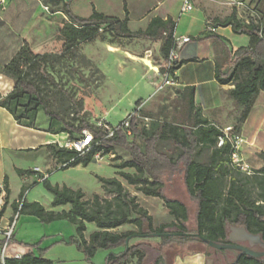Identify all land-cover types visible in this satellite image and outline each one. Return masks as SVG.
Wrapping results in <instances>:
<instances>
[{"label": "trees", "instance_id": "trees-1", "mask_svg": "<svg viewBox=\"0 0 264 264\" xmlns=\"http://www.w3.org/2000/svg\"><path fill=\"white\" fill-rule=\"evenodd\" d=\"M69 3L70 0L45 1V4H50L51 12L59 11L66 17L59 31L64 40L60 54H35L23 42L6 63H0V76L13 83V90L4 98L0 96V107L6 109L21 126H35L37 114L42 113L49 120V131L53 135L64 133L70 140L80 139L82 131L87 130L99 141L97 146L82 155L56 147L55 144L47 145L57 166L59 165L57 170L79 165L86 167L97 152L107 155L114 149L124 150L129 159L115 168L116 176L134 187L136 192L161 199L173 221L155 227L152 217L117 177L99 178L103 197L94 194L90 198H86L79 189L51 185L47 178L42 177L40 182L52 195L51 206L69 205V211L55 214L46 211L39 203H26L24 194L28 187L23 186L18 197L23 199L20 215L34 216L41 223L66 220L75 226V235L61 242L74 245L87 262L91 261L97 250L109 251L104 264H163V256L168 251L176 252L193 245H198L199 248L186 249V253L209 249L197 238L165 236L166 234H198L207 241L225 244L228 227L234 226L244 227L249 233L259 235L264 242V205H256L248 198L246 185L238 178L245 173L231 163L232 143L225 137L223 129L201 117L199 109L194 106L193 88L183 89L181 98L175 100V113L168 121L158 120L149 127L139 124L140 118L147 116H144L141 108L137 109L140 101L136 102L134 110L115 126V132L109 138H106L103 129L87 120L85 113L80 111L79 103L47 73L40 78L44 84L55 87L59 92L56 96L60 105L66 104L70 119L65 117L64 108H61V112L50 106L37 80L41 66H48L50 62L61 65L75 60L80 45L95 40L101 29L117 38L160 41L159 55L164 61H167L170 51L175 47V22L170 18L165 21L153 18L144 31L131 32L126 19L106 16L96 11L89 17H78L71 12ZM215 27H230L233 33L248 38L247 46L235 50L225 68L221 70L217 67L215 73L219 84H233L228 96L238 117L231 128V135L238 136L240 125L254 106L257 95L264 92V18L259 21L250 18L247 22H241L233 14ZM207 34L204 31L194 40L216 38ZM174 66L175 64L170 69V76H173ZM125 120L127 128L122 125ZM220 140L222 144L219 146ZM163 144L167 146L162 148ZM202 150L209 151L204 162L196 160ZM252 172L256 184L263 190L260 201L264 204V167ZM178 175L181 176L188 198L195 204L194 228L191 229L188 227L191 221H188L190 218L187 206L165 195L167 183ZM5 192L6 202L9 194L6 181ZM13 207L15 210L16 205ZM3 212H0V216ZM86 223L93 224L98 229L89 236L88 241L83 238ZM123 225H132L136 230L120 234L110 232ZM137 238L158 239L159 243L157 247L144 242L129 245L131 240ZM25 247L37 248L40 254L36 256L31 249L19 260L6 259L4 263L0 261V264H53L44 258L46 249H39L38 244ZM117 248L123 250L113 253L112 250ZM235 264L263 263L241 256Z\"/></svg>", "mask_w": 264, "mask_h": 264}, {"label": "rangeland", "instance_id": "rangeland-1", "mask_svg": "<svg viewBox=\"0 0 264 264\" xmlns=\"http://www.w3.org/2000/svg\"><path fill=\"white\" fill-rule=\"evenodd\" d=\"M183 1L103 0L102 6L105 7V10L101 13L106 16L126 19L127 27L131 32L144 31L148 26L147 24L154 17L163 19L168 16L180 15V8ZM188 2L193 6V10L187 14H183L180 18L184 19L185 15L189 16L202 10L207 17L209 26H215L233 14L241 22H247L250 18L255 21L264 18V0H188ZM86 3L87 0H77L72 9L73 13L84 16L87 11ZM44 10L45 12H50V6ZM102 30H100L95 40L80 45L75 60L65 62L61 65L50 62L49 67L47 65L41 66V72L37 80L44 96L47 97L53 109L63 112L61 108H64L65 111L67 108L65 103L60 105L58 97L56 96L57 94L59 95V92H57L56 88L53 86L49 87V84H44L42 78H40V76H44L47 73H50L49 75L59 84V87L64 89L75 102L79 103L80 111L85 113L87 120L91 124L98 127V124L104 123L115 127L134 110L136 102L146 101L148 103L146 107L151 104V95H153L155 90L151 86V81L154 77L151 72H146V69L140 63L147 65L146 67L149 69L151 68L150 65H153L155 61L162 62L163 59L159 55L160 41H153L148 38H117L109 34L108 31ZM98 42L111 46L110 51L115 54H108L100 47ZM117 47L121 49V52L113 50V48ZM133 55L144 58V61L138 62L140 60L133 58ZM124 57L126 58L124 59ZM162 71H165V68ZM157 81L161 82L162 79ZM97 86L99 87L96 88ZM168 95L170 94H167V97ZM153 106L154 104L143 111L144 116H147V118H140L139 124L141 126L149 127L151 123L158 120L168 121L173 114L171 112L174 111L175 101L170 100L169 103L159 108ZM167 106H170L171 110L165 112L163 108ZM64 115L70 119L68 111ZM237 117L238 113L235 114V118ZM234 125L235 123L228 127L233 128ZM37 126L38 128L42 127L40 120L37 121ZM55 146L59 147L57 144ZM166 146V144H163L162 148ZM208 153V150H202L196 156V160L204 162ZM41 154H35L34 152L5 153V174L9 181L12 197H16L22 188L19 170L31 169L34 166H37L39 169L43 168L44 163ZM128 159L129 156L124 150L114 149L106 155V158L102 162H95L92 158V162L86 167L79 165L66 170H57L48 176V181L51 185L66 186L73 190L79 189L85 194L86 198H90L94 194L101 196L103 193L98 180L99 178L111 179L117 177L125 188H128L131 192H135L134 187L127 185L115 174L117 171L115 168ZM239 164L243 165L241 162ZM237 168L239 167L237 166ZM239 169L242 173H245L244 175L241 174L238 176V178L241 179L240 182L242 184L246 185L248 198L256 205H264L260 201L263 190L256 184L255 176H253L252 171L255 170L247 168V171H243L241 168ZM41 178L42 176L38 177L39 180ZM165 195L170 199H177L187 206L190 218L188 221H191L188 227L190 229L194 228L195 204L188 198L181 181V176L178 175L169 180ZM26 201L28 203L36 202L48 208L52 202V195L44 188L42 183H38L28 190ZM161 201L159 198L141 196L143 207H146L151 212L155 226L168 223L173 219L167 213ZM66 208L68 206L55 208L54 210L61 211ZM18 221L37 220L27 214H21ZM22 223L20 222L18 224L17 222L16 224L18 226L16 225V229H19V233L30 238V240H33V238L40 240L44 230L50 236L54 232L60 231L61 236L66 237L64 240H68L70 236L75 235L74 227L67 222L53 223L45 229L33 222ZM92 228L94 229V226L89 225V231ZM62 240L59 238L44 245L42 247V249H46L44 257L53 260L54 264H87L92 262V260L87 262L85 256L74 245L65 244L61 242ZM146 242L158 244L159 240L146 239ZM195 248L197 249L199 246L193 245L180 249L179 252L186 253V249L193 250ZM114 250H112L113 253H115ZM33 251L36 256L40 254L37 248H33ZM99 251L100 253L107 252V254L109 252L104 250Z\"/></svg>", "mask_w": 264, "mask_h": 264}, {"label": "crops", "instance_id": "crops-1", "mask_svg": "<svg viewBox=\"0 0 264 264\" xmlns=\"http://www.w3.org/2000/svg\"><path fill=\"white\" fill-rule=\"evenodd\" d=\"M45 1L46 0H0V63H6L19 50L23 42H26L29 45L31 51L35 54L58 55L62 52L64 40L61 37L59 31L61 29L62 23L66 21V17L59 11L51 12L50 10L52 8L50 4H45ZM76 1L77 0H70L69 7L72 13V9ZM102 1L103 0H87L86 14H84V16H81V14L77 13L73 14L78 17L86 18L89 17L93 11L98 13L104 12L103 10H105V7L102 6ZM49 6L50 12H45L44 9L49 8ZM180 16L183 15H173L164 17L163 19L154 17L159 18L162 21L170 18L175 22L173 37L175 42L174 49L177 59L174 66L175 70L173 71V76H171L172 84L164 86L161 90H158V87L162 84V81L158 82L157 80L163 79V74L165 71H162V69L165 68L166 61H155L153 65H150L151 68L149 69L146 67L147 65L140 63L146 69V72H151L154 77V79L151 81V86L155 90L153 95H151V104L148 107L154 104L153 107L159 108L160 106L169 103L170 100L175 101L180 99L183 89L185 87H191L194 89V106L199 109L201 117L212 123L217 128L228 127L231 124H234L237 119L235 118L237 110L234 107L232 100L228 96V91L233 88V84H219L215 78L216 68L220 67V69L223 70L227 63L231 60L232 53L240 47L247 46L248 38L244 35H237L233 33L230 27L223 28L215 27L213 25L209 26L207 17L202 10L190 14L189 16L185 15L184 19L180 18ZM206 25H208L213 30L207 35L216 36V38L213 37L198 41L194 40L196 37L203 34ZM181 37H189L192 40L189 43L177 46ZM98 43L100 44V47H102L108 54H115L110 51V48L112 47L108 44L101 42ZM113 50H118V52H121L119 47L113 48ZM123 53L125 52L123 51ZM125 58L126 57H124V59ZM133 58L139 59L140 61L138 62L144 61V58L139 56L133 55ZM12 90V81L4 76H0V96L4 98ZM176 90H178V92H176ZM167 94L170 95L167 97ZM140 103L141 104L137 109L141 108L142 111L148 109V107H146L148 104L146 101H140ZM163 109H165L164 111L166 112L171 110V107L167 106ZM171 113H175V111H172ZM38 120H40L42 123L41 128H38L37 126ZM49 125V120L42 113H38L35 119V126H21L17 124V122L6 109L0 107V184L5 186L6 181V186L9 190L8 198L5 202L3 210V216L0 220L1 228L6 226L12 212L15 211L13 210V205L18 199L20 193L19 191L16 197H12L11 195L9 181L5 174V153H42L41 156L44 163L43 168L39 169L37 166H34L31 169L19 170V175L21 176L22 180V187H28L29 190L32 186L41 183L38 179V177L41 176L47 178L48 180V176L57 171L59 165L57 166L56 160L52 157L51 151L47 145L54 144V141H62L67 135L64 133L57 135L51 134L49 131ZM239 136L241 139L238 152L240 162L246 168L251 170L256 171L262 169L264 167V92H259L257 95L254 106L250 109L245 121L240 125ZM125 189H127L131 195L136 197L138 204L148 212L154 221L151 212L146 207H143V203L141 202V196L144 195L136 191L131 192L128 188ZM28 190L24 194V200L26 203H28L26 201V194ZM101 196L103 197V193ZM161 204L163 205L162 201ZM67 206L68 208L65 210H54L55 208H64ZM43 208L46 211H52L53 213L57 214L63 211L68 212L70 206L64 205L52 207L50 204V207ZM31 217L35 218L34 216ZM35 219L37 221L17 222L18 224L20 222H23L22 224L26 222H33L34 224H39L43 229L52 225L53 223L67 222L53 221L49 223H41L37 218ZM172 221L173 219L168 223ZM18 224L16 225L18 226ZM89 225L93 224L86 223V230L83 233V238L86 241L89 240V236L93 232L98 231L94 225V229L92 228L89 231ZM73 227L75 229V226ZM135 230V227L132 225H123L116 229L110 230V232L120 234ZM19 232L20 230L16 229L15 227L13 233V242L22 247H25V245L31 246L38 244V248L42 249L44 245L51 241L58 240L59 238L63 240L66 239L65 236H61L62 234L60 231L54 232L50 236L47 234L46 230H44L43 236L40 240H38V238H33V240H30V238H27L25 235H21ZM131 241L129 242V245H135L144 242L154 247L158 246V244H152L146 242V240L138 238ZM31 249L34 253L33 248ZM122 250L123 248H117L114 250V252L119 253ZM77 254H79V252H77ZM95 254L97 255L93 256L91 259L92 262L87 264H103L105 262L107 252L100 253V251L97 250ZM46 259L52 261L54 264L53 260L49 258ZM208 259H211L213 264H227L233 260V255L228 251L218 252L210 249H198L191 253H181L178 249L176 252L168 251L163 256V264H207Z\"/></svg>", "mask_w": 264, "mask_h": 264}, {"label": "built area", "instance_id": "built-area-1", "mask_svg": "<svg viewBox=\"0 0 264 264\" xmlns=\"http://www.w3.org/2000/svg\"><path fill=\"white\" fill-rule=\"evenodd\" d=\"M193 10V6L191 5L188 0H184L181 4L180 8V15L187 14ZM205 31L210 33L213 30L206 25ZM191 41V38L189 37H181L177 46H180L185 43H189ZM177 59L175 49H172L169 53L168 59L166 61L165 65V73L163 75L162 84L158 87V90H161L164 86L171 85V76L169 74L170 69L173 67ZM123 128H127V122L126 120L122 123ZM98 127L103 129V131L106 133V138L112 137L115 132V127H111L108 125H105L104 123L98 124ZM231 127H225L223 129L224 135L226 138L229 139V141L232 143L233 153L231 154V163L241 168L243 171H247V168L244 165H240L238 152H239V145L241 143L240 136H233L231 135ZM55 144H57L60 148H64L69 151H74L80 155L88 153L92 148L97 146L99 144V141L96 140L93 136V134L87 130L82 131V137L80 139H73L70 140L68 136L66 135L65 138L62 141H54ZM222 144V140L219 141L218 145L220 146ZM106 158V155L101 154V152H97L94 154L93 159L95 162H102ZM41 181V180H40ZM5 186L3 184H0V212L3 211L5 206ZM22 203L23 199H17L15 201L16 209L12 212L10 218L8 219V222L5 227H0V261L1 263H4L6 259H21L26 253H29L31 251V248L29 247H22L17 245L13 242V233L16 227V223L20 216V211L22 209ZM3 214L0 216V220L2 218Z\"/></svg>", "mask_w": 264, "mask_h": 264}, {"label": "water", "instance_id": "water-1", "mask_svg": "<svg viewBox=\"0 0 264 264\" xmlns=\"http://www.w3.org/2000/svg\"><path fill=\"white\" fill-rule=\"evenodd\" d=\"M165 236H183L199 239L202 243L215 251H235L237 255L232 262L227 264H235L241 256H246L260 261L264 264V242L257 234L249 233L244 227H228L227 243L218 244L212 241H207L198 234H166ZM248 242L249 247H243L238 243ZM253 246H260L263 250L257 251L252 249ZM207 264H213L211 259H208Z\"/></svg>", "mask_w": 264, "mask_h": 264}, {"label": "flooded vegetation", "instance_id": "flooded-vegetation-1", "mask_svg": "<svg viewBox=\"0 0 264 264\" xmlns=\"http://www.w3.org/2000/svg\"><path fill=\"white\" fill-rule=\"evenodd\" d=\"M261 240H262V239H261ZM238 244L241 245V246H243V247H249L248 242H242V243H238ZM252 249L257 250V251H262V250H263L260 246H253ZM227 251L230 252V253H232V255H233V260H234L235 256L237 255V252H235V251H229V250H227ZM218 252H224V251H218ZM225 252H226V251H225ZM233 260H232V261H233ZM232 261H231V262H232Z\"/></svg>", "mask_w": 264, "mask_h": 264}]
</instances>
